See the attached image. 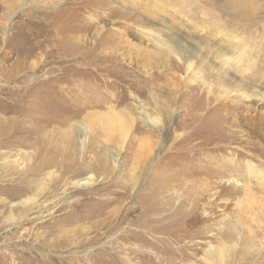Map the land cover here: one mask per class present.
I'll return each instance as SVG.
<instances>
[{
    "label": "rangeland",
    "instance_id": "obj_1",
    "mask_svg": "<svg viewBox=\"0 0 264 264\" xmlns=\"http://www.w3.org/2000/svg\"><path fill=\"white\" fill-rule=\"evenodd\" d=\"M153 1L0 0V264H170L145 223L178 204L202 205L212 229L177 263L211 242L223 264H264V0H230L245 17L223 20L254 44L222 63L243 83L160 63L141 35ZM49 149L60 184L26 171Z\"/></svg>",
    "mask_w": 264,
    "mask_h": 264
},
{
    "label": "bare ground",
    "instance_id": "obj_2",
    "mask_svg": "<svg viewBox=\"0 0 264 264\" xmlns=\"http://www.w3.org/2000/svg\"><path fill=\"white\" fill-rule=\"evenodd\" d=\"M210 1L212 4L208 1L205 2L203 6L198 7V5H196L195 3V0H154L151 6L152 8L147 6L144 9L146 13L144 15L145 28L141 29L142 39L146 40L149 46H151L156 51V55H159L160 57L162 56L164 58V60L160 61V63L162 62L165 66H171L176 69L178 68L183 71L189 72L191 74L190 76L194 78V81H196L197 83L202 82L200 80L201 78L199 76V72L204 69L206 71H214L218 73V78H220V80L223 79V76H225V79L228 78L230 79V81L243 83V81L239 77L231 73L228 69L223 68L222 63L223 61H226L228 63V67L234 69L233 66L237 67L238 62L241 59L248 58L249 60L253 56L254 44L252 43V40L246 39L244 35L237 34L231 28L230 30H226L227 28L224 29L226 21L223 20H226L225 18L228 17L230 13L234 14L232 16L234 17L235 21H242L241 19L245 17L244 13L235 10L234 6L231 9L230 6L233 4L232 2H229L230 0ZM191 6H193L191 9L192 14L188 15L186 13L187 7ZM184 8L186 10H184ZM261 90L262 91L259 94V103L264 104V88H261ZM86 130L87 129L84 128L83 137L82 139L80 138L82 140V147L85 146L87 137ZM54 153V149H49L48 151H45V157L43 155V157H41V155L39 156L40 159H33L31 156H29L30 165H27L26 171L29 170V172H32L33 175L42 174L48 181L54 179L56 184H60L63 181L65 172L63 171V168H60L59 173L56 175H54L53 171H51V167L54 164ZM231 161L233 162L234 158ZM57 176L59 177L58 180H56ZM91 180H93L92 176H90L82 183H74L73 186L75 188L89 187L92 185ZM238 183V181H234L233 188H235ZM204 186V189L201 190V193H205L209 189V184H206ZM157 189V187H154V190H152L151 192H154ZM53 192L54 190L50 189L47 195L49 197H53L55 196L53 195ZM216 196L217 197L215 198L214 202L216 204H219L221 198H223V190L220 193L216 194ZM22 206L25 208V210L36 208L38 206L36 204V198L25 199L22 202ZM197 206L201 210V213L198 212L199 209ZM197 206H193L189 211L185 212L183 204H178L171 213L165 215L162 218H159L160 220H147L145 223V229L147 233H157L162 236V238L160 239L161 241L158 245L168 247V250L166 248L165 249L168 252V256H170L171 258L168 261L170 264H179L176 262L177 260L175 261V256L182 255L183 252H186L187 248L191 247L192 244H188L192 240L200 238L202 235L204 236L209 234L211 231L210 229H212L211 226L206 225L211 222V219H209L211 217H208V214L205 215L204 213H202L204 210V207L202 205ZM164 208L166 210V206H164ZM73 209H75V207ZM98 212H102V210L99 208ZM145 215L148 216L149 213ZM149 216H151V214ZM166 219H169V221H166ZM184 219H188L195 228H191L190 230H183L182 220ZM13 220L14 219L11 218L9 221ZM161 222L166 223L163 224ZM196 225H198V227H196ZM64 229L61 228V231H66V233L64 232L66 236H75L73 235V233L71 234V232H67L68 230ZM221 231L222 228L216 229V232L219 233V237L217 238L218 240H221V237H223L221 236ZM234 231L238 232V229H234ZM205 246H207L208 248L203 251V258H201L200 260H196V262L198 261L196 264H205L206 260L212 261L215 264H223V251L225 249H215L211 246V242H206ZM193 257L194 256H192V258Z\"/></svg>",
    "mask_w": 264,
    "mask_h": 264
}]
</instances>
